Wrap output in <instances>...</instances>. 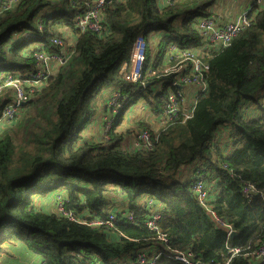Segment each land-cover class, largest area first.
<instances>
[{
	"label": "trees",
	"instance_id": "16d2710c",
	"mask_svg": "<svg viewBox=\"0 0 264 264\" xmlns=\"http://www.w3.org/2000/svg\"><path fill=\"white\" fill-rule=\"evenodd\" d=\"M214 2L112 0L105 6L101 35L73 29L85 0H18L0 13L4 75L31 72L36 52L55 53L59 49L51 39L74 30L71 54L57 73L12 121L0 125V245L15 239L45 264H88L93 257L102 264H149L151 256L136 262L140 250L161 251L154 264H183L174 260L175 251H190L201 263H223L229 256L226 244L253 250L264 240V201L248 202L241 191L250 183L264 194V8L251 27L208 60L207 91L198 96L188 120L180 118L156 133L150 123L137 124L156 136L152 150L127 148L131 130H116L121 115L107 139L84 136L108 88L128 96L125 110L142 99L152 116L162 113L167 83L158 92L153 84L125 83L118 75L121 63L137 36L148 44L155 32L159 39L154 45L150 38L147 57L152 69H162L171 43L199 44L192 22L210 16ZM8 101L0 96V112ZM249 106L256 107L255 117ZM228 132L230 142L223 146L217 138ZM186 165L195 166L194 172L204 168L206 203L236 235L227 239V231L198 203L193 179L177 178ZM60 192L77 219L112 214L114 229L57 213ZM124 211L132 212L134 222ZM153 211L160 214L167 248L144 225ZM228 264L254 263L234 256Z\"/></svg>",
	"mask_w": 264,
	"mask_h": 264
},
{
	"label": "built area",
	"instance_id": "2783aa9c",
	"mask_svg": "<svg viewBox=\"0 0 264 264\" xmlns=\"http://www.w3.org/2000/svg\"><path fill=\"white\" fill-rule=\"evenodd\" d=\"M18 0H0V13ZM119 1V0H116ZM171 0H164L168 4ZM112 0H85L84 10L79 11L73 19V29L80 32H91L101 35L103 33L102 21L105 13V6ZM264 8V0H249L248 6L239 13H234L228 17L224 23H220L217 16L211 14L206 18H196L193 28L197 31L198 45L182 48L177 44L171 43L169 48L164 51V67L162 69H152L153 64L149 61L147 54L149 45L145 39L139 35L132 42L127 60L121 63L118 70L119 77L128 84H138L143 87L150 85L159 90L163 89L162 84L167 83L166 99L162 113L150 116L151 130L153 133L163 131L168 125L180 118L188 120L195 108L199 95L207 91L206 76L210 65L208 60L219 50L226 48L231 40L238 34L251 27L256 15ZM74 30L67 29L63 38L56 37L51 39V44L58 47V51L45 52L38 51L34 54L35 68L31 72L19 73L16 76L11 74H0V96L6 95L10 101L3 103L0 112V125L12 121L22 110V104H26L39 90L46 86L48 79L55 75L61 64L70 56L72 42L67 44L68 38L74 41ZM29 33H25L27 37ZM17 36V34H14ZM67 39V41L65 40ZM155 42L158 37L152 38ZM154 80H157L154 82ZM128 96L123 94L120 88H114L109 94L107 104L108 109L102 117V138L107 139L108 132L115 124L118 114L124 109ZM149 111V109H148ZM117 130V128H116ZM156 137V136H155ZM155 137H152L147 130L135 131L127 138V148L129 150L142 149L150 151L153 149ZM202 165V164H201ZM204 168L200 167L194 172L192 190L196 194L198 203L212 215L215 223L227 231V239L233 230L231 224L220 218L212 211L207 201L206 184L203 174ZM244 198L251 201L255 197H260L264 201V194L260 193L254 185L248 183L242 187ZM55 195V207L57 213L65 216L75 223H85L93 227L102 226L106 229H114L116 217L112 214L105 218L88 220L85 218L77 219L72 211L66 210L69 203L68 197L62 194ZM130 222H134L132 212H122ZM144 225L152 232L157 233L162 244L167 248L168 239L161 233L158 225L160 214L158 211L149 213ZM228 258L223 263H201L195 258L194 253L175 251L173 258L183 264H228L234 256L248 257L254 264H264V240L258 243L253 250H242L238 246L226 244ZM159 250L153 251L150 255L146 251L140 250L136 255V262L145 263L148 256L149 264H154L161 256ZM38 264H45L41 258ZM88 264H102L100 259L93 257Z\"/></svg>",
	"mask_w": 264,
	"mask_h": 264
},
{
	"label": "crops",
	"instance_id": "0c3cea01",
	"mask_svg": "<svg viewBox=\"0 0 264 264\" xmlns=\"http://www.w3.org/2000/svg\"><path fill=\"white\" fill-rule=\"evenodd\" d=\"M249 0H215L213 3L211 14L217 16L220 23H224L225 20L233 15L234 13H239L242 11L245 7L248 6ZM152 44L155 45V41L151 39ZM110 93H107L100 99V106L98 108V111L96 113V116L94 118V122L91 123V126L95 124L97 125V130L95 134L88 138V140H94L101 139L102 138V117L107 113L108 109H106L105 105L107 104V100ZM132 107V106H131ZM130 109V108H128ZM255 109L254 106H249V110ZM125 112V111H124ZM121 115V119H119V116ZM120 115L117 117L116 121L119 119L120 123L119 126L116 127L117 129H122V119H123V111L120 112ZM150 113L148 109L146 110L144 107L141 109H134L130 112L128 115V122L125 124L127 127V130H130L132 128H135L138 126V123L141 122H147L151 124V120L149 117ZM257 115V114H256ZM125 116V114H124ZM96 122V123H95ZM88 130V129H87ZM221 138H217L219 142L222 143L223 146L227 145L228 142H230V134L229 132L227 134H223ZM86 137V136H85ZM230 148L226 149V153H229ZM192 167H195L193 165L188 166L187 173H184V169H182V175L186 177V180H192L195 178L194 170ZM181 170V169H180ZM42 202H44V198H40ZM120 207L123 209V205H120ZM119 205L117 208H120ZM117 208L115 210H117ZM41 260V257L38 255L33 254L31 251H29L24 243H21L15 239H9L5 240L0 245V264H38V262Z\"/></svg>",
	"mask_w": 264,
	"mask_h": 264
},
{
	"label": "rangeland",
	"instance_id": "374dc122",
	"mask_svg": "<svg viewBox=\"0 0 264 264\" xmlns=\"http://www.w3.org/2000/svg\"><path fill=\"white\" fill-rule=\"evenodd\" d=\"M162 1V0H161ZM164 1V0H163ZM157 36V33H155V32H152L151 34H150V37H149V41H148V44H149V47H150V38H153V37H156ZM66 41H67V39H65ZM72 42V39H70V38H68V41H67V44L69 43H71ZM112 90H114V89H112V88H108V89H106L104 92H103V94H102V96L100 97V99L104 96V95H106L107 93H110ZM153 91L154 92H158V88L157 87H153ZM100 99H99V101H100ZM136 107H137V109H141L142 107H144L146 110L148 109L147 107H146V105H145V103H144V101H142V99H139V100H137V103L135 104V105H133L132 107H130V109H124V111H123V119H122V127H123V129H126L127 127L125 126V124H127V122H128V118H129V114H130V112L131 111H133L134 109H136ZM124 114H125V116H124ZM120 115V113L118 114V116ZM249 115H250V117H255L256 116V110L255 109H251L250 111H249ZM117 116V117H118ZM151 116V114L149 115V117ZM94 120V118L91 120L92 122H94L93 121ZM91 122V123H92ZM115 122H117L116 121V119L114 120V123ZM91 123H90V125H89V127H87L86 128V130H85V132H84V136H86L85 137V140H87L88 138H91L94 134H95V132H96V130H97V125L95 126V124L93 125V126H91ZM96 123V122H95ZM139 127V126H138ZM137 126L135 127V128H132V129H130L131 131H130V133H128V135L126 136V141H127V138H128V136L129 135H131L132 133H134L135 131H139V128H138ZM88 129V130H87ZM17 138L19 139L20 138V133L19 134H17ZM188 167V165H186V166H183V167H181V170L179 171V173H177L176 174V176H177V178L179 179V180H181V181H185L186 180V177H184L183 175H182V169H184V173H187V169H185V168H187ZM43 199V198H42Z\"/></svg>",
	"mask_w": 264,
	"mask_h": 264
},
{
	"label": "water",
	"instance_id": "95a60500",
	"mask_svg": "<svg viewBox=\"0 0 264 264\" xmlns=\"http://www.w3.org/2000/svg\"><path fill=\"white\" fill-rule=\"evenodd\" d=\"M107 1H109V0H107ZM151 85H152V82L150 83ZM150 85V86H151ZM22 104V106H24L25 104L24 103H21ZM237 234V231H235L234 229L232 230V232H231V234H230V238L231 237H233L234 235H236Z\"/></svg>",
	"mask_w": 264,
	"mask_h": 264
},
{
	"label": "clouds",
	"instance_id": "9594fccd",
	"mask_svg": "<svg viewBox=\"0 0 264 264\" xmlns=\"http://www.w3.org/2000/svg\"><path fill=\"white\" fill-rule=\"evenodd\" d=\"M153 84V83H152ZM151 85V84H150ZM149 86V85H148ZM26 105V104H25Z\"/></svg>",
	"mask_w": 264,
	"mask_h": 264
}]
</instances>
